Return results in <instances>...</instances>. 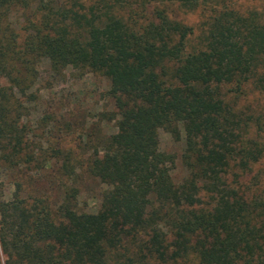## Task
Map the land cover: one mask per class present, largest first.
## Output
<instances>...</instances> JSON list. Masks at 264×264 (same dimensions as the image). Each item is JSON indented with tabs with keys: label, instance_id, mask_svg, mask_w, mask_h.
<instances>
[{
	"label": "trees",
	"instance_id": "1",
	"mask_svg": "<svg viewBox=\"0 0 264 264\" xmlns=\"http://www.w3.org/2000/svg\"><path fill=\"white\" fill-rule=\"evenodd\" d=\"M44 63L51 79L108 82L114 111L100 114L115 131L92 152L51 146L54 114L32 121ZM0 77V174L14 177L9 197L0 182V264H264V111L241 104L264 95L259 13L227 0H0ZM161 130L183 141L180 182ZM81 173L104 186L95 211L78 207Z\"/></svg>",
	"mask_w": 264,
	"mask_h": 264
},
{
	"label": "rangeland",
	"instance_id": "2",
	"mask_svg": "<svg viewBox=\"0 0 264 264\" xmlns=\"http://www.w3.org/2000/svg\"><path fill=\"white\" fill-rule=\"evenodd\" d=\"M227 1H229L231 8L236 11H256L264 17V0ZM185 17L189 23L198 21L195 14H188ZM41 70V77L35 87L39 101L32 106L34 110L31 116L32 121L46 112L54 114L57 123H55V130L48 137L51 146L55 145L63 150L73 148L77 151L76 154L80 151L92 152L97 140L106 138L115 131L114 122L107 120L110 115H101L104 113L103 111H114L112 102L106 97L108 82L99 76L75 73L72 70H67L61 78L51 79L45 63ZM7 83V80L0 77V85ZM241 101V104L249 103L264 111V95L254 93L244 97ZM42 129L34 130L36 137L43 136L45 132H42ZM82 133L85 140H87L86 134L90 133V139L82 142L83 139L80 138ZM159 136L161 150L174 154L177 158L172 177L175 182H180L187 175L181 162L183 141L175 140L163 130L159 132ZM80 145L81 148L77 149ZM12 174L10 171H3L0 174V182L2 181L5 186L6 197H9L13 191L10 184L14 178L11 177ZM81 175L74 183L79 190L78 207L82 211H95L101 203L104 186L98 180L84 173ZM56 193L57 191L54 190L53 194Z\"/></svg>",
	"mask_w": 264,
	"mask_h": 264
}]
</instances>
